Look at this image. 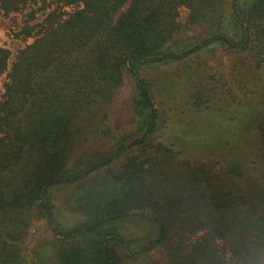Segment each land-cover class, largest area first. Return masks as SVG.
Instances as JSON below:
<instances>
[{
	"label": "trees",
	"instance_id": "16d2710c",
	"mask_svg": "<svg viewBox=\"0 0 264 264\" xmlns=\"http://www.w3.org/2000/svg\"><path fill=\"white\" fill-rule=\"evenodd\" d=\"M186 1L0 0L1 16L21 15L11 30L24 42L14 52L0 41V264H28L20 243L35 216L60 235L63 264H130L155 250L162 255L150 264H264V168L247 171L260 152L235 148L233 161L203 165L185 160L170 174L157 167L161 155L150 171L130 157L160 129L147 66L213 42L245 50L264 35V0L251 8L233 0L228 20L216 6L190 5L183 23ZM195 24L206 28L203 42L173 47ZM127 71L136 84L131 129L111 119ZM261 127L244 136H257L264 156ZM86 145L95 152L77 157ZM61 187H71L64 205L78 215L69 225L58 220ZM131 218L151 229L129 237L122 225Z\"/></svg>",
	"mask_w": 264,
	"mask_h": 264
},
{
	"label": "rangeland",
	"instance_id": "374dc122",
	"mask_svg": "<svg viewBox=\"0 0 264 264\" xmlns=\"http://www.w3.org/2000/svg\"><path fill=\"white\" fill-rule=\"evenodd\" d=\"M232 2L187 0L180 3L179 18L186 23L192 7L200 5L216 6L219 12H223L219 18L228 20ZM240 2L246 8H251L259 5L261 0ZM44 14L40 13V17ZM20 19V14L0 15V41L14 52L24 45L11 30L18 29ZM260 22L264 24V21ZM205 30L200 24L190 26L174 37L172 46L192 49L203 42L207 36ZM252 44L248 49L234 50L226 43L213 42L193 51L187 58L147 66L144 74L152 82L161 110L160 129L153 142L135 147L130 157L136 156L146 168L150 167V171L155 167L156 157L161 155L164 159L157 167L170 170V174L173 167L184 168L186 161L198 165L219 160L233 161L234 157H230L232 149L244 148L246 151L260 152V163L249 164L247 171L255 173L253 168L256 166L263 169L264 156L259 150L260 140L254 134L251 135L261 131V126L264 128V61L258 60L262 58L260 54L263 51L260 49L264 45V35L259 34ZM135 92V81L127 71L125 83L116 92L111 114V119L125 129L134 128L138 120L133 106ZM245 133L251 135L245 137ZM159 146L162 150L157 152ZM92 152H95L94 146L86 145L78 150L77 157L89 158ZM70 188H57L54 194L58 204V220L65 225L78 219V215L64 205L66 197L70 195ZM124 226L131 238L141 237L151 229L149 223L139 218L129 219L122 228ZM60 240V235L54 234L46 218L32 217L25 240L20 243L22 254L26 256L28 264H63L61 257L58 258L57 245H61ZM161 255V251L155 250L147 257L133 258L128 262L150 264Z\"/></svg>",
	"mask_w": 264,
	"mask_h": 264
}]
</instances>
